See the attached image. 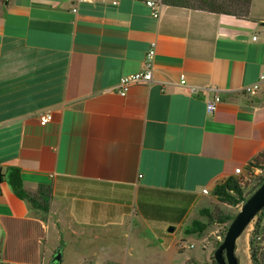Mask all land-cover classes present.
Returning a JSON list of instances; mask_svg holds the SVG:
<instances>
[{
	"label": "crops",
	"instance_id": "obj_1",
	"mask_svg": "<svg viewBox=\"0 0 264 264\" xmlns=\"http://www.w3.org/2000/svg\"><path fill=\"white\" fill-rule=\"evenodd\" d=\"M151 46L156 82L120 96ZM263 70L264 0L244 18L164 4L153 18L143 0H0V173L19 168L29 193L52 187L45 214L0 186V264H50L60 248L62 264L66 251L108 264L130 221L188 227L216 183L264 151V87L241 90Z\"/></svg>",
	"mask_w": 264,
	"mask_h": 264
},
{
	"label": "rangeland",
	"instance_id": "obj_2",
	"mask_svg": "<svg viewBox=\"0 0 264 264\" xmlns=\"http://www.w3.org/2000/svg\"><path fill=\"white\" fill-rule=\"evenodd\" d=\"M191 4L195 5V2L192 1ZM263 175L262 170L253 169L238 176L245 193H248L256 185L259 177ZM204 207L210 209L215 216H234L240 210V206L233 207L220 203L211 195L203 198L198 209ZM194 219L203 223L208 222L206 217H200L196 212L188 220L187 226ZM256 223H259L258 229H256ZM131 226L134 228L132 229ZM138 226L136 222L130 221L126 225V229L121 230L122 237L117 240L116 246L122 249V258L108 264H213V253L224 240L228 222L209 223L204 233L194 235L184 234L185 226L175 229L172 233L169 232V229L176 227H165L162 234L152 232L146 225ZM251 241L257 247L264 244V214L258 215L236 242V253L242 264H252L250 259ZM191 246L193 247L191 248ZM63 260V264H77L67 251Z\"/></svg>",
	"mask_w": 264,
	"mask_h": 264
},
{
	"label": "trees",
	"instance_id": "obj_3",
	"mask_svg": "<svg viewBox=\"0 0 264 264\" xmlns=\"http://www.w3.org/2000/svg\"><path fill=\"white\" fill-rule=\"evenodd\" d=\"M164 5L181 7L187 9L202 10L210 13L225 14L235 16L237 18L247 17L250 10L251 0H162ZM194 1L195 5L191 2ZM262 160V161H261ZM260 169L264 174V151L251 161L245 171ZM264 182V175L259 177L256 185L245 193L241 180L237 176H231L227 179L216 183L213 188L212 195L218 202L227 204L228 206H240L259 188ZM6 183L11 188L14 195L23 201H27L37 210L47 214L50 209L52 198V187L50 185H39L35 193H29L24 188V183L21 177L19 168L9 167L4 173H0V186ZM240 211V210H239ZM238 211V212H239ZM237 212V213H238ZM220 215L215 216L210 209H202L199 211L200 217H206L207 223L200 220H194L184 229V234L194 235L202 234L208 227L209 223H224L228 222V227L237 215ZM264 210L259 214L262 216ZM259 221V217H258ZM226 228V231L228 229ZM259 223H256L258 229ZM250 259L252 264H264V244L260 247L250 242ZM213 264H216L213 259Z\"/></svg>",
	"mask_w": 264,
	"mask_h": 264
},
{
	"label": "built area",
	"instance_id": "obj_4",
	"mask_svg": "<svg viewBox=\"0 0 264 264\" xmlns=\"http://www.w3.org/2000/svg\"><path fill=\"white\" fill-rule=\"evenodd\" d=\"M112 5H117L119 0H109ZM146 6L150 9L151 16L153 18H158L160 15V8L163 5L162 0H143ZM75 11V10H74ZM154 57H155V49L154 46H151L150 49L147 51L145 58H144V67L143 70L134 74H129L122 77L115 88V92L120 96H126L129 90L136 86V85H151L155 83L154 79ZM159 84L165 87L166 83L159 82ZM180 86L186 85V81L184 77L180 78L179 82ZM264 87V70L261 71L258 79L249 85L244 86L241 90L242 92L250 97L257 95V93ZM192 91H194V87H190ZM221 98L219 94H215L212 100L208 101L206 104V110L208 113H214L217 109L218 104L220 103ZM53 119L52 112L49 110L43 111L38 116V121L40 126L45 127L48 125ZM243 171L241 168H236L234 170L235 176H241ZM203 194L208 193V189L202 190ZM193 246H191L192 248Z\"/></svg>",
	"mask_w": 264,
	"mask_h": 264
},
{
	"label": "water",
	"instance_id": "obj_5",
	"mask_svg": "<svg viewBox=\"0 0 264 264\" xmlns=\"http://www.w3.org/2000/svg\"><path fill=\"white\" fill-rule=\"evenodd\" d=\"M264 210V182L242 205L231 224L229 225L224 240L213 253L216 264H242L237 256V240L253 222V220ZM174 229L170 228L169 232ZM62 248L53 256L50 264H62Z\"/></svg>",
	"mask_w": 264,
	"mask_h": 264
}]
</instances>
